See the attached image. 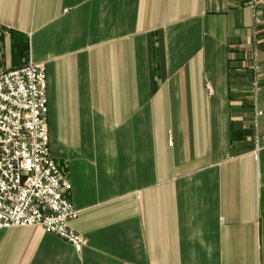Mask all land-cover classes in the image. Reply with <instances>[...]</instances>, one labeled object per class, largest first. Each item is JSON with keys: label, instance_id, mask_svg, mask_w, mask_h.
<instances>
[{"label": "crops", "instance_id": "obj_1", "mask_svg": "<svg viewBox=\"0 0 264 264\" xmlns=\"http://www.w3.org/2000/svg\"><path fill=\"white\" fill-rule=\"evenodd\" d=\"M29 61L87 243L0 228V264H264L262 0H0Z\"/></svg>", "mask_w": 264, "mask_h": 264}, {"label": "built area", "instance_id": "obj_2", "mask_svg": "<svg viewBox=\"0 0 264 264\" xmlns=\"http://www.w3.org/2000/svg\"><path fill=\"white\" fill-rule=\"evenodd\" d=\"M46 85L43 62L0 69V228L39 225L80 251L87 239L69 224L79 211L50 153Z\"/></svg>", "mask_w": 264, "mask_h": 264}, {"label": "water", "instance_id": "obj_3", "mask_svg": "<svg viewBox=\"0 0 264 264\" xmlns=\"http://www.w3.org/2000/svg\"><path fill=\"white\" fill-rule=\"evenodd\" d=\"M263 1V3H264V0H262Z\"/></svg>", "mask_w": 264, "mask_h": 264}]
</instances>
